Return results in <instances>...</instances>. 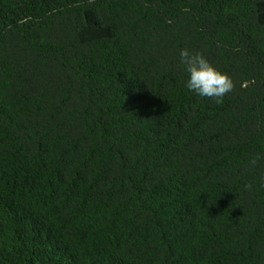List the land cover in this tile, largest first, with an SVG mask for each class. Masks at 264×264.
<instances>
[{
    "label": "trees",
    "instance_id": "trees-1",
    "mask_svg": "<svg viewBox=\"0 0 264 264\" xmlns=\"http://www.w3.org/2000/svg\"><path fill=\"white\" fill-rule=\"evenodd\" d=\"M0 264H264V0H0Z\"/></svg>",
    "mask_w": 264,
    "mask_h": 264
},
{
    "label": "clouds",
    "instance_id": "clouds-1",
    "mask_svg": "<svg viewBox=\"0 0 264 264\" xmlns=\"http://www.w3.org/2000/svg\"><path fill=\"white\" fill-rule=\"evenodd\" d=\"M181 63L188 74L186 88L200 97L214 99L222 103L226 94L234 89L232 78L211 64L202 53H191L182 49L179 53ZM254 165L256 160H252Z\"/></svg>",
    "mask_w": 264,
    "mask_h": 264
}]
</instances>
